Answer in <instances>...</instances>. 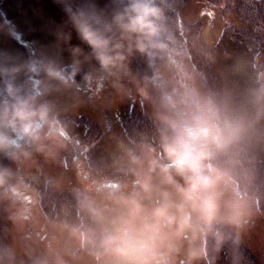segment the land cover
Instances as JSON below:
<instances>
[{
  "label": "rangeland",
  "instance_id": "rangeland-1",
  "mask_svg": "<svg viewBox=\"0 0 264 264\" xmlns=\"http://www.w3.org/2000/svg\"><path fill=\"white\" fill-rule=\"evenodd\" d=\"M74 1V7L91 5L107 16L121 6V0ZM233 1L163 0L168 50L151 59L134 52L125 67L99 75L97 62L87 58L91 50L68 24V0H0V53L19 63L42 55L70 72L76 64L68 86L46 97L66 133L60 143L46 142L44 151L31 149L15 160L0 154V170L10 173L0 187V264H106L82 243L97 227L87 204L106 209L103 194L131 181L129 152L146 145L166 163L165 104L192 94L244 121L247 135L236 151L252 215L244 228L226 230L219 249L209 237L204 258L189 262L185 244L175 264H264V11L254 21L261 25L255 27L260 47L243 33L249 23ZM8 22L16 25L20 45ZM61 33H70V40ZM73 48L82 50L78 57ZM17 83H25L23 73ZM84 122L96 135L81 145Z\"/></svg>",
  "mask_w": 264,
  "mask_h": 264
},
{
  "label": "clouds",
  "instance_id": "clouds-1",
  "mask_svg": "<svg viewBox=\"0 0 264 264\" xmlns=\"http://www.w3.org/2000/svg\"><path fill=\"white\" fill-rule=\"evenodd\" d=\"M162 4L121 0L107 16L68 0L65 12L91 50L87 58L97 62L99 75H112L134 52L151 59L168 50L171 37ZM59 38L66 42L71 34ZM81 52L72 49L74 57ZM75 68L74 63L70 72L42 55L19 63L0 53V154L15 160L31 149L44 151L46 142L60 143L66 133L46 97L68 86ZM21 73L23 85L17 83ZM165 108L161 149L166 163L161 165L146 145L139 153L129 152L131 181L103 194L106 209L87 204L97 227L84 234L82 243L92 245L106 264H175L185 244L188 261H197L206 256L209 237L219 249L227 229H242L251 218L252 201L236 151L247 135L243 119L195 94L168 100ZM9 176L0 170V187Z\"/></svg>",
  "mask_w": 264,
  "mask_h": 264
},
{
  "label": "trees",
  "instance_id": "trees-1",
  "mask_svg": "<svg viewBox=\"0 0 264 264\" xmlns=\"http://www.w3.org/2000/svg\"><path fill=\"white\" fill-rule=\"evenodd\" d=\"M242 1L241 0H237L236 2L233 1V4H232L233 10H236L237 12H239V17L241 19H243L244 21L249 23L248 25H246V27H244L246 30L244 29L243 33H247L246 36L249 37L252 41L256 40L257 42H259L258 39H257L258 30L255 29V27L261 26V25H259L258 23L254 24V21L256 22L260 18L261 14H263V11H264V0H251V1H253L252 2L253 5L252 4H247V0H242ZM70 2L74 6L76 1L70 0ZM234 6H235V8H234ZM205 13L208 14V15L211 14V12H205ZM211 18H213V16ZM8 24L11 27V32L13 33V38L20 45L21 44V37L18 34V32L16 30H14L16 25L13 23V25H14L13 26L12 23H9V22H8ZM196 27H194L192 29V31H195ZM260 34L264 38V28H261ZM259 43H260V47H261L262 44H261V42H259ZM84 123L87 126V124L89 122H84ZM91 128L94 129L90 125L87 126V131H86V133H84V137H82V138L78 137L77 144L80 143L81 145H83V144L87 143L86 141L89 140V138H91L90 135L92 137L96 135V129H94V131H93ZM76 136H78V135H76ZM207 252L211 253L210 250H207ZM95 254L98 255L97 252Z\"/></svg>",
  "mask_w": 264,
  "mask_h": 264
}]
</instances>
